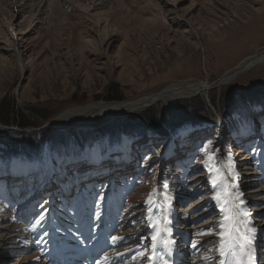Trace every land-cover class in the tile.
<instances>
[{
	"label": "rangeland",
	"instance_id": "374dc122",
	"mask_svg": "<svg viewBox=\"0 0 264 264\" xmlns=\"http://www.w3.org/2000/svg\"><path fill=\"white\" fill-rule=\"evenodd\" d=\"M23 1L0 0V42H5L10 37L14 40L18 39L14 44H20L19 49L23 53L21 61L24 64V70L20 72V65L13 56L15 53L8 51L3 54L0 43V124L20 129L52 124L61 113L93 103L133 101L157 93L169 83L176 81L194 79L210 84L243 59L264 50V0H197L198 5L189 17L194 22V27L188 30L171 23L158 0H52L50 6L38 16V22L30 26L28 23L32 19L29 18V14L34 12L38 0H25L26 3ZM189 5L190 0H186L182 9ZM96 18L102 22L107 20L109 29L116 32L114 37L105 43L100 42L99 45L103 46L102 49L106 52L104 55L108 59L102 55L93 60L86 55L83 48L84 38H94L95 44L99 43L100 37L95 34L93 22ZM250 92L257 95L264 92V63L251 67L219 88H213L208 94V99L201 96L177 99L169 102L165 108L159 104L130 114L98 120L86 128L70 127L63 131L47 126L38 131L42 135L37 141L40 148H36V151L33 141L28 144L27 138L8 134L9 132L1 133V158H5L2 150L5 149L4 145L7 144L9 149H13L9 145L11 144L22 148L30 147L32 150L30 155H33L31 158L38 162L35 164V169H32L31 162L24 160L30 167L26 169L19 157L10 158L9 172L15 171L17 164L21 175L14 185L13 191L16 192L14 194L18 195L19 190L25 191V194L14 202L5 201V198L1 197V195L4 197V194H0V227L11 223V218H14L17 212V206L26 199H31L34 209H41V213L40 211L38 212L40 214L37 213L38 216H44L47 183L55 182L60 171L64 173L63 183L66 181L63 178L65 179L67 172H70L69 176L83 173L91 166L88 163L93 162L98 153L106 160L120 148L119 153L116 154L124 159L123 157L129 152L135 162L126 164L135 171L127 178V183L133 185V191L125 195L121 194V211L118 214L123 217L119 219L117 217L119 226L117 229H123L124 224L137 221L136 227L139 230L144 228L149 231L144 219L145 207L149 204L147 201L149 195L162 177L177 181L178 186H182L179 177L186 167L188 172L191 170L189 176L197 173L196 175L201 177L198 183H201L205 189H203L206 193L204 197L211 192L213 180L220 185L224 183L220 168L213 162V136L217 128L219 131L221 126L224 135H227V140L224 142L227 150L224 148L221 156L225 158L224 163L234 175L248 171L247 163L252 162V156L261 154V150L264 151V109L259 108V105L252 101L243 105L239 99ZM150 114L167 128V136L143 135L138 132L144 130L142 126H146ZM198 117L207 118L208 121H204L205 119L200 123L180 121L186 120L185 118L198 119ZM22 122L25 124L20 125ZM185 127L200 130L202 134L193 145L190 162L187 165L184 163L181 167L176 164L180 154H171L168 148L173 144L176 133ZM123 130H127L128 133ZM131 131L134 132L130 137ZM242 131L247 132L244 139L251 136L255 141L249 150L246 149V156L248 152L249 155L245 165H242L243 161H239V155L236 156L241 145L238 137ZM45 150L49 152L48 161H54L48 162L47 166ZM208 159L211 160V168H215L213 179L208 175ZM81 164L86 165L82 167H85L84 170L80 169ZM256 165H253L254 169L258 170ZM126 168L119 171L124 177L133 172L132 169L128 171ZM0 174L5 173L0 171ZM259 174L262 172L258 171L256 174L260 179ZM25 175L27 176L24 179ZM4 179L5 177L0 175V182H4ZM97 181L102 183L109 180L103 178ZM80 182L85 183L81 179ZM22 183L24 186L21 185ZM56 185L58 188L57 182ZM193 185L195 186V183ZM193 185L186 184L180 196L182 205L178 207L179 202L176 203L174 211L177 212L185 206L188 208L184 211L186 214L200 213L194 223L196 228L186 230V227H183V230L184 233L187 232L189 241H193L196 245H205L215 238L216 223L214 218L208 219L207 215L201 214L210 200H205L202 206L191 205L200 198L201 194L195 187H191ZM262 185L264 186V183ZM110 186V183L103 185L98 183L97 198L100 205L96 211L97 218L103 215ZM5 187H9L8 182L0 183V189ZM240 190H245L243 194H246L250 189L249 186L243 185ZM81 191L80 188L72 192L70 201L79 198ZM253 195L258 197L262 193ZM223 200L224 203L227 202L226 198ZM165 203L163 202L162 205L167 208ZM237 203L239 202L235 204ZM142 209L145 210L141 211ZM40 216L36 219H40ZM257 216L260 218L261 214L252 216L253 224L262 226L264 221L261 224L257 221L264 220V215L262 219ZM167 218L168 216L162 218L158 215L155 217L160 225L162 223L165 225L167 221L165 231L168 237L160 236L163 243L172 237L171 231L170 234L167 231L170 222ZM31 220L33 219L28 222ZM20 233L16 232V235ZM13 234L0 230V245L9 242L4 247H0V257L5 256L4 259H0V264H12L15 261L11 260L18 258L14 251V242L17 243V238L12 239ZM146 235L147 233L143 232L133 236L138 240ZM7 238L10 239L7 241ZM263 242L264 238L259 239L256 249L262 251ZM261 251L258 254L261 255ZM142 252L144 255H141ZM149 252L148 245L141 247L131 255L139 258L140 261L132 264H145ZM189 261V257L183 260L184 264ZM217 261L213 258L211 261L198 264H216ZM23 264H31V262Z\"/></svg>",
	"mask_w": 264,
	"mask_h": 264
},
{
	"label": "bare ground",
	"instance_id": "6f19581e",
	"mask_svg": "<svg viewBox=\"0 0 264 264\" xmlns=\"http://www.w3.org/2000/svg\"><path fill=\"white\" fill-rule=\"evenodd\" d=\"M51 1L52 0H38L35 3L34 12H31V14H29V18L32 19V21L28 23L29 26L32 25V23L36 24L38 22V16H40L44 12L46 7L50 6V4L52 3ZM158 1L159 3H161L162 8L164 9V13L171 23L177 24L179 27H183L186 30H188L189 28L193 29L194 22L191 21L189 17L198 5L196 4L197 0H190V5L188 7H184L183 9L182 7L184 6L186 0ZM24 2L26 3L25 0L23 1V3ZM81 6H83V4H81ZM93 22L96 32L95 34L100 37H97L99 39V43L98 45L95 44L94 38H84L83 48H85L86 55L88 57H91L93 60L98 59V57L100 58V56L102 55L107 58V56L104 55L106 54V52L103 51V46H99L100 42L101 44L105 43L108 39L114 37V35H116V32L109 29L110 25L108 26V24L106 23L107 20L106 22H102L99 18H96V21ZM17 41L18 39L14 40L13 37H10L7 41L0 43L2 44L1 48L3 50V54H6L8 51H13L15 53L13 54V56L16 58V61L20 65V72H22L24 70V64L21 61V56L23 55V53L19 49L21 47L20 44H14V42ZM253 58L252 56H250L240 61L235 67L240 66L243 68H239L238 70L234 71L232 75H226L225 78L220 79L212 87H209L208 83H205L203 80L201 81L189 79L176 81L173 83H169L166 87H164V90L160 91V93L158 94L142 96L140 98H136L133 101L128 100L127 102L121 101L109 104L98 102L86 105L84 107L67 110L61 113L52 122L51 126L55 128H62L68 125L72 126L74 124H78L77 121L79 123H83V121L86 122L90 120L98 121L110 119L113 117L141 111L148 107L159 106V104H161L162 107L165 108L169 102L177 99L191 98L195 96H201L208 99V94L213 88H219L223 84L231 81L237 75L245 72L251 67L264 63V54ZM219 131L217 128L215 136H213L214 146L212 153H214V159H212L215 163V166L220 168L224 177V183L220 185V183L213 180V186L211 184V192H208L207 196L204 197V195L206 194L204 192L205 189L204 187H202L201 183H198L200 182L201 177L197 176V173L195 172V174L192 173L193 175L189 176L188 173L191 172V170L188 172L186 167L183 169V173H181V176L179 177V183L182 186H178L177 181H172L167 177H162L161 181H159V184L156 186L154 191L149 195V198L147 200L149 204L147 207H145L146 210H141L146 211L144 213V219L148 225L149 231L144 228L143 230H139L136 227V224L138 223L137 221L133 223L131 222L129 224H124L123 229H117L118 222L116 219L117 217L118 219L120 217H123L119 216L118 214L119 211H121V194L124 193L125 195L126 193L128 194V192L131 193L134 189L132 184L129 185V183H127L128 176L134 174L135 171L133 167L128 168L126 164L128 162H135L133 156L129 152H127L126 157H123L124 159H121L120 162L116 160V158H118L116 157V155L119 153L120 149L115 150L116 152H114L113 155L110 154L112 155V157L110 156L106 160H104L99 153L97 154L96 159L93 161L95 164L94 166H92V169L94 171L97 170V173L87 175L88 178H85L83 180L84 182L88 180H95L97 179V177H100L98 179H103L106 172L111 171V173L117 174V172L125 170L126 167L128 168V171H131V169L133 170L131 174H128L125 177L124 175L121 176L117 174L119 176H111L110 174L108 177V179L110 180L107 182L101 183L97 181V179L95 180V183L93 181L92 183L86 184L80 182V174L84 173H80L77 175L72 174L71 176H69L70 172H67L65 179L63 178V180L66 181L62 183V177L64 176V173L60 171L56 176L55 182L49 181L47 183V188L49 189H45L47 199L44 200V211H46V214L44 216L39 215L41 218L36 219L37 217H39L37 213L39 211L41 213V209H34L31 199H26L23 201L21 200L22 202H20L17 206V212L14 218H11V223L7 226L2 225V227H0V230L6 231L7 233H14L13 235H11L12 239L17 238V243L14 242V251H16L15 254L17 253L18 258L17 260H11L12 262L15 261L12 264H23L28 261H30L31 264H72L71 261L76 260V255L74 257H71L70 254H82L81 260H78V262H80L81 264H132L133 262L136 263L140 260L135 256L132 257L131 255L133 253L135 254L138 250L141 249V247L146 245H148L150 252L148 260L144 262L145 264H163L164 261H167V264H182L184 263L182 260L185 261L188 257L190 258V261L187 262V264L208 262L213 260V258H216L218 260L216 264H221L222 261H229L232 259V257L229 256H221L219 253L220 233L222 231L220 225L224 221L225 216L231 214L230 211H225V209L233 211L247 210L251 213V224L257 229L255 233L256 249L258 245L257 241L261 238H264V224L262 226H256L253 224L252 218L254 214H261L260 218L259 216H257L259 219H262L264 215V186L262 185L264 183V151L261 150V154L258 153L252 156V162L247 163L249 165L248 171L241 172L240 174L235 173L234 175V172L231 173L230 169L227 168V165L224 163L223 159L225 158H222L221 156V154L224 153V142L227 140V135H224L225 132L221 130V126L219 127ZM201 132L202 131L200 130L197 131L196 129L193 130L185 127L176 133V135L174 136L173 144L168 148L171 154H180V157L176 164H179L181 167H183L184 163L185 165H187V163L190 162L193 155L191 152L194 150L193 145L196 144V140L201 136ZM208 133L209 132H207V134ZM209 134H211V132ZM240 134L242 135V137L241 135H239L238 138L240 139L239 143L241 142V145H239L238 154L236 156L239 155V161H243L242 165H245L244 163L248 161L249 155L248 152L246 156V149L249 150L255 141L251 138V136L248 139L243 138L247 134V132L242 131ZM210 161L211 160L208 159L207 167L209 178H212L215 173V168H211ZM255 164L258 165H256L258 170L254 169L253 165ZM18 166L19 165L17 164L15 165V171H18ZM83 166L84 165L81 164L79 166L80 169L84 170L85 167L82 168ZM168 166H170V164H168ZM189 168L192 169L191 166H189ZM90 171V169L87 170V174ZM258 171L262 172V174H259V176H261V178L263 179L257 178L256 174L258 173ZM56 182L59 185L58 188H56ZM98 183L99 185H103L104 183L111 184L108 189L109 193L108 197L106 198L107 202L105 203L106 210L103 209V215H106L105 217L102 215L101 218H97L96 216L97 207L98 205H100L98 201L99 199L97 198L99 194V192L97 191V189H99ZM194 183L195 186L193 185ZM196 183L198 184L196 185ZM186 184L193 185L191 187H195L196 190L201 192L200 198L195 202L193 201V203L191 204L192 206H196L198 204H201L202 206L205 200L211 201L209 205L205 206V211L201 212V214L207 215L208 219L214 218L216 223V229L214 233L215 238H212L211 242L209 241V243L205 245H196L193 241H189V239H187V232L184 233L183 230V227H186V230L196 228V226H194V223L200 216V213L197 212V216L190 213L186 214L184 213V211H187L188 208L185 206H183L182 209L177 212L174 211L176 203L179 202L178 207L179 205H182V199L180 196L182 195L181 192H183L186 188ZM243 185L249 186L250 190L246 192V194H243L245 193L243 192L245 190H240V187ZM80 188L82 189L81 196L75 201H70L69 197L71 193L77 189L79 190ZM11 190L12 189L9 187L0 189V194H4L5 201L14 202L18 200L19 197L22 198V196H20L19 194H14L15 192L13 193L11 192ZM259 192H261L262 195L258 197L256 195H253L254 193L256 194ZM217 195L222 196L220 201L214 199V197ZM225 198V201H227L226 203H224L223 200ZM160 200H162L164 203L166 202L165 204H167L168 207H163L164 204L162 205L163 202L161 203ZM241 201H243L242 204H240ZM236 202H239L237 204H240V209H235L233 207L234 205H236ZM200 207L196 208L200 209ZM149 209H151V211H149ZM194 212L196 213V211ZM156 215L162 218H166V216H168L169 218L170 222L168 224V228L171 230L172 234V237L168 238V241L172 242L170 248L167 246V243H163L160 239L161 235H167V232L165 231V227L167 226V224H158L155 220ZM132 218H134V216H132ZM132 218L131 220L133 221ZM30 219L33 220L28 222ZM243 219V217H239V219L233 224L234 228L238 229V231H236L234 234V251L237 253V255L235 256V259L237 260L242 258L239 255L241 251L240 244L244 242L245 236L248 235L242 223L239 222ZM263 221L264 220L257 222L261 224ZM16 232L22 233L16 235ZM143 232L147 233V235L140 237L138 240L134 238L133 235H138ZM153 235H158L160 240V242L157 243L155 249H153L152 247ZM113 236H118L122 239L113 243L111 239ZM128 236L129 242H127ZM8 239L10 238H7L6 240L8 241ZM214 240L217 241L214 242ZM8 243L9 242L4 243L3 245H0V247H4ZM143 243H146V245ZM193 245H195V247H193ZM203 245L204 247H202ZM254 255L256 261V251L254 252ZM136 256L139 255L136 254ZM3 257L5 256H1L0 259H4ZM105 257H107L108 259L105 260ZM256 264H264V261L262 263L256 262Z\"/></svg>",
	"mask_w": 264,
	"mask_h": 264
},
{
	"label": "snow or ice",
	"instance_id": "6c2138e0",
	"mask_svg": "<svg viewBox=\"0 0 264 264\" xmlns=\"http://www.w3.org/2000/svg\"><path fill=\"white\" fill-rule=\"evenodd\" d=\"M217 201L221 200L220 195H217L214 197ZM243 201L240 202L242 204ZM240 204H236L233 207L235 209H240ZM151 211V209H149ZM225 211H230V215L225 216L224 221L221 223L220 227L222 229L220 233V248L219 253L221 256H229L232 257L229 261H222L221 264H256L255 261V233L257 229L252 226L251 224V213L247 210H240V211H233L229 209H225ZM239 217H243V220H240L239 222L242 223L244 229H246L248 235L245 236L244 242L240 244V253L239 255L242 257L241 259L237 260L235 259V256L237 253L234 251V240H235V232L238 231V229L234 228L233 224L235 221L239 219ZM167 223V221H165ZM159 231V230H158ZM167 231L170 234V229H167ZM112 242L115 243L118 240L122 239L118 236H113ZM153 241V249H155L157 243L160 242L158 235L152 236ZM167 246L170 248L172 242L167 241ZM195 247V245H193ZM141 255H144L142 252ZM108 258L105 257V260ZM163 264H167V261H164Z\"/></svg>",
	"mask_w": 264,
	"mask_h": 264
},
{
	"label": "trees",
	"instance_id": "16d2710c",
	"mask_svg": "<svg viewBox=\"0 0 264 264\" xmlns=\"http://www.w3.org/2000/svg\"><path fill=\"white\" fill-rule=\"evenodd\" d=\"M240 99V102L241 104L243 105H247L249 104L250 101L254 102L255 104H258L261 108L264 109V92L257 95L255 94L254 92H250V93H247L246 96H242L239 98ZM174 115H177L176 113H173ZM172 114V115H173ZM171 115V116H172ZM186 120H180V121H190L191 123H200L201 120H204V121H208L207 118H202L201 117H198V119H195V118H185ZM198 121V122H197ZM202 121V122H204ZM148 123L146 124V126H142L144 128V130L142 131H138L140 132L141 134L143 135H156V136H167V128H165V126L162 124H160V122H158L155 117L153 115H149V118H148ZM25 123L22 122L20 125H24ZM19 125V124H18ZM170 128V127H169ZM81 131V130H79ZM124 132L128 133L127 130H123ZM134 131H131L129 134V136L131 137L132 134H133ZM8 134H14V135H17L21 138H27V142L28 144L33 141L35 143V145H33L34 147H32V149L34 148V151H36V148H40V146L38 145L37 141L38 139L40 138V136L42 135L41 133H35V132H32V133H18V132H9ZM13 149H9L7 144L4 145V148L5 149H2L4 154H5V158H1V153H0V171H3V172H6L8 169H9V162L12 158H17L19 157L22 161L26 160V161H30L31 162V168L32 169H35V164L38 162L36 161L34 158L32 159L31 156L33 155H30V153L32 152V150L30 149V147H24L22 148V146H19V145H11L9 144ZM32 145V144H31ZM29 145V146H31ZM47 150V149H46ZM45 150V156H46V164H48V162H54L53 160H49V152H46ZM39 152V155H41V152L40 150H38ZM48 151V150H47ZM2 152V153H3ZM9 152L11 154H9ZM11 158V159H10ZM42 166V164H41Z\"/></svg>",
	"mask_w": 264,
	"mask_h": 264
},
{
	"label": "water",
	"instance_id": "95a60500",
	"mask_svg": "<svg viewBox=\"0 0 264 264\" xmlns=\"http://www.w3.org/2000/svg\"><path fill=\"white\" fill-rule=\"evenodd\" d=\"M261 54H264V50H261V51H259V52H257V53H255V55L253 56L252 55V58L253 57H258V56H260ZM250 59V58H249ZM254 59V58H253ZM246 61V60H245ZM239 68H243V67H240V66H238V67H233V68H231L228 72H226L221 78H219V79H217V80H215L214 82H212V83H210V84H208V86L209 87H212V86H214L220 79H223V78H225V76L226 75H232L233 73H234V71H236V70H238ZM164 90V88L162 89V90H160V91H163ZM160 91L159 92H157V93H154V95L155 94H158V93H160ZM153 95V94H152ZM205 99H207V98H205ZM127 102V101H126ZM94 121H96V120H90V121H83V123H79L78 121H77V123L78 124H74V125H68V126H65V127H62V128H57L58 130H65V129H68V128H70V127H74V128H77V129H80V128H85V127H88V126H90V125H92L93 123H95ZM47 126H51V123H48V124H46V125H43V126H41V127H38V128H30V127H26V128H23V129H20V128H17V127H14V126H8V125H2V124H0V134L1 133H6V132H12V131H15V132H38V131H40V130H42V129H44L45 127H47Z\"/></svg>",
	"mask_w": 264,
	"mask_h": 264
}]
</instances>
